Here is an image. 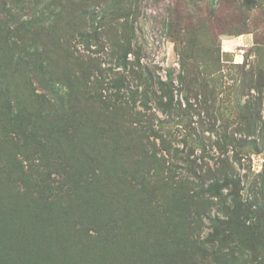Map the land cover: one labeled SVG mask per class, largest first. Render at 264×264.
Wrapping results in <instances>:
<instances>
[{"label": "rangeland", "instance_id": "obj_1", "mask_svg": "<svg viewBox=\"0 0 264 264\" xmlns=\"http://www.w3.org/2000/svg\"><path fill=\"white\" fill-rule=\"evenodd\" d=\"M94 2L0 0V264H264V0Z\"/></svg>", "mask_w": 264, "mask_h": 264}, {"label": "trees", "instance_id": "obj_2", "mask_svg": "<svg viewBox=\"0 0 264 264\" xmlns=\"http://www.w3.org/2000/svg\"><path fill=\"white\" fill-rule=\"evenodd\" d=\"M83 1H85L86 4H92V2H94L95 0H83ZM126 1L129 2V0H126ZM97 3H99V4H97ZM107 3H108L107 0H99V1L93 3V4H96L95 8H99V9L103 10V12H104V15L100 18L101 20H104L107 17V15H108V12H107L108 10L105 8ZM110 5H112V4H110ZM93 13L95 15L97 13V11L94 10ZM96 15H98V14H96ZM82 28H84V27H82ZM82 32H87L88 33L89 31H86L85 29L81 31V34L83 36H86ZM92 32L93 33H90L91 35H88L86 37L92 36L93 38H96V37L98 38V35L101 33V32L97 31V28H94ZM147 83L149 85V84L152 83V81L147 80ZM164 83H166V82L161 81V80L158 81V84L160 85L159 87H160V89L163 92L166 91L165 89H169L167 86H165ZM146 92L147 91H144L143 93L145 94ZM218 162H219V165H218L217 169L214 172V174H216L217 177L215 178L214 181H217L218 177L220 176V178H221V180L223 182V185H221L223 188H228V187H230L231 189L233 188V190H231V193L229 195H227V197H229L230 195H235L238 198V195L236 194V192H237V190H239V188H240L239 185L240 184H239L238 180L236 181L235 179H233V177H234V173H233L234 167L232 165H230L231 163L230 164L228 163L226 158L219 159ZM263 176H264V174H263ZM217 184H219V182H217ZM251 189H253V191L256 189L255 184L253 185V187H251ZM259 189H260L259 190L260 193H261V191H264V177H263L262 186ZM210 190H216V189H210ZM221 195H222V193H221ZM260 202H261V205H260L261 207L259 206V208H252V207L250 208L251 213L257 219H261L262 216H264V196L262 197ZM233 206H235V207H233ZM225 208H226V211H228V212L229 211L233 212V214L235 212L238 217H239V214H240L238 212H239V210L242 209L241 205L239 206V204L232 205V206L228 205ZM247 210H249V209H247ZM247 235H248L247 233L236 232V231L229 232L228 234L223 233L222 236L220 237L222 245H224L225 242H233V241H235V244L233 243L232 246H229V245L225 244L220 249L221 250L220 252H221V255L223 256V258H227V257L231 258V256L235 255L238 250H242V252L244 253L245 249L242 248V243L244 242V239H245V237ZM252 235H253V233H252ZM229 247L231 248L229 250V252L228 253L225 252L224 250L228 249ZM253 250H254V248L252 247V251Z\"/></svg>", "mask_w": 264, "mask_h": 264}]
</instances>
